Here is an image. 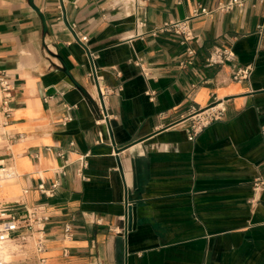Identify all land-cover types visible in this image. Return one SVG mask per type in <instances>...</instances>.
<instances>
[{
    "label": "crops",
    "instance_id": "0c3cea01",
    "mask_svg": "<svg viewBox=\"0 0 264 264\" xmlns=\"http://www.w3.org/2000/svg\"><path fill=\"white\" fill-rule=\"evenodd\" d=\"M134 1L0 0V167L13 171L0 205L51 215L44 261L8 245L11 264H264V0ZM200 6L189 42L151 33ZM215 45L233 61L206 66ZM250 63V80L231 79ZM215 102L224 117L189 131Z\"/></svg>",
    "mask_w": 264,
    "mask_h": 264
},
{
    "label": "built area",
    "instance_id": "2783aa9c",
    "mask_svg": "<svg viewBox=\"0 0 264 264\" xmlns=\"http://www.w3.org/2000/svg\"><path fill=\"white\" fill-rule=\"evenodd\" d=\"M130 3L134 0H128ZM239 4L238 0H228L227 3L221 6V10H228L235 4ZM208 11L205 7L200 6L196 8L191 15L184 19L173 20L164 22L163 24L156 26L151 30L152 34H158L163 32H173L176 34L182 42H189L194 38V33L191 28V20L199 15L207 14ZM259 30H264V22L259 25ZM188 52H194L193 49L188 48ZM234 53L231 45H215L212 48L209 56L206 58V66H223L227 62L233 61ZM94 72H96L95 67ZM254 71L253 64H237L232 67L230 77L234 81L250 80ZM0 87L3 91L8 92L10 84L3 71L0 70ZM102 96L105 97L109 93L108 89L101 88ZM6 94V97H9ZM7 103V100L3 101ZM101 110L103 109L100 104ZM225 106L223 102H215L210 104L204 109H194L190 114L192 119L191 128L194 134H197L203 127L207 126L215 120H220L224 117ZM10 109L5 111L9 116ZM72 116L68 115L64 118L63 123L71 120ZM98 122H107V113L104 110L101 114V118ZM264 135V129L262 130ZM74 142H70L73 144ZM58 155L64 156V150L58 151ZM85 155L82 157V166L80 171L87 165ZM264 167V160L262 162ZM13 175V171L8 168L0 167V182H3ZM57 184L47 186L45 184H39L38 189L45 193L47 196L51 195ZM253 190L255 192H262L264 190V176H258L253 182ZM127 205H130L127 201ZM50 213L44 204L26 205L22 203H15L11 206L0 205V264H11V260L6 258L3 254V249L9 244H15L19 252L25 254L29 247L34 249V253L39 256L41 262L44 261L42 254L46 250V227L50 221ZM122 226L118 229V233L125 234L129 229V219L127 216H122ZM66 231L69 232V226L66 227Z\"/></svg>",
    "mask_w": 264,
    "mask_h": 264
},
{
    "label": "water",
    "instance_id": "95a60500",
    "mask_svg": "<svg viewBox=\"0 0 264 264\" xmlns=\"http://www.w3.org/2000/svg\"><path fill=\"white\" fill-rule=\"evenodd\" d=\"M93 66H94V62H93ZM95 75H96V72H95ZM95 82H96V85H97V90H98L99 98H100L101 104L103 106L104 99H103V96H102V93H101V90H100V85L98 83V79H97L96 76H95ZM106 124H107V128H108V131H109L111 140H112V144L115 145L116 142H115V139H114V134H113V130H112L110 121L108 120L106 122ZM136 213H137L136 206L127 205V209H126V212H125V216H127L128 219H129V228L132 227V226H134L136 224Z\"/></svg>",
    "mask_w": 264,
    "mask_h": 264
},
{
    "label": "bare ground",
    "instance_id": "6f19581e",
    "mask_svg": "<svg viewBox=\"0 0 264 264\" xmlns=\"http://www.w3.org/2000/svg\"><path fill=\"white\" fill-rule=\"evenodd\" d=\"M9 245H13V244H9ZM17 249H16V251L19 252ZM3 254L5 255L6 258H8V259L11 258V254L9 252H7L6 247L3 249Z\"/></svg>",
    "mask_w": 264,
    "mask_h": 264
},
{
    "label": "rangeland",
    "instance_id": "374dc122",
    "mask_svg": "<svg viewBox=\"0 0 264 264\" xmlns=\"http://www.w3.org/2000/svg\"><path fill=\"white\" fill-rule=\"evenodd\" d=\"M13 246L17 247L15 244H13ZM18 248V247H17ZM19 251V249H17ZM25 255H22L21 252L17 253L15 257L11 258L13 260H17L21 257H24Z\"/></svg>",
    "mask_w": 264,
    "mask_h": 264
}]
</instances>
